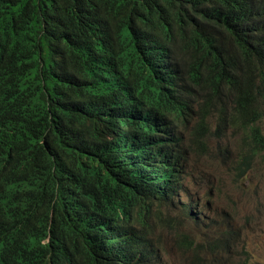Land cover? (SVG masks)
I'll list each match as a JSON object with an SVG mask.
<instances>
[{
  "label": "trees",
  "instance_id": "trees-1",
  "mask_svg": "<svg viewBox=\"0 0 264 264\" xmlns=\"http://www.w3.org/2000/svg\"><path fill=\"white\" fill-rule=\"evenodd\" d=\"M228 105L245 175L264 0H0V264H158L147 214Z\"/></svg>",
  "mask_w": 264,
  "mask_h": 264
},
{
  "label": "rangeland",
  "instance_id": "rangeland-1",
  "mask_svg": "<svg viewBox=\"0 0 264 264\" xmlns=\"http://www.w3.org/2000/svg\"><path fill=\"white\" fill-rule=\"evenodd\" d=\"M230 113L215 111L203 141L188 140L181 199L152 210L158 264H264V151L241 175L238 161L248 146ZM190 201L203 208L198 222L187 214Z\"/></svg>",
  "mask_w": 264,
  "mask_h": 264
},
{
  "label": "clouds",
  "instance_id": "clouds-1",
  "mask_svg": "<svg viewBox=\"0 0 264 264\" xmlns=\"http://www.w3.org/2000/svg\"><path fill=\"white\" fill-rule=\"evenodd\" d=\"M230 108V110H231V113H230V117H232L233 118V116H234V110H233V108H232V106L231 105H228L227 107H226V109L227 108ZM222 109H224V108H222ZM222 109H221V107H217V108H215L213 111H212V113H211V115L210 116H212L213 115V113L215 112V111H217V110H219L220 112H223L222 111ZM223 113H225V112H223ZM191 131V132H190ZM186 139H185V142H184V144H183V147H185L186 145H189L188 144V140L189 139H195V138H197V136L195 135V134H193L192 133V129H186ZM183 153H184V151H183ZM184 155H185V153H184ZM186 157V156H185ZM182 168H183V172H182V179H181V181H180V183H179V186L177 187V189H176V191H175V194H173V193H171L172 195H168V197L170 198V199H172V198H177V199H181V196H180V192H181V190L183 189V186H184V178H185V174H186V167H183V165H182ZM118 173L120 174V172H119V170H118ZM120 177H122V175L120 174ZM122 179H124L123 177H122ZM126 182V181H125ZM127 183H129L130 184V182H128L127 181ZM183 202L185 203V201L183 200ZM192 203H194V204H196V203H198V202H196V201H190L189 202V205L186 207V211H187V214H188V211H190V205L192 204ZM193 206V205H192ZM199 206H200V208H202V206L199 204ZM193 208V207H192ZM197 206H194V212H197ZM153 209H154V207H153ZM152 209V210H153ZM203 209V208H202ZM151 213H152V211L150 212V213H148L147 214V219H148V221H149V223H150V225L153 227V230H154V224H153V222H152V218H151ZM188 216L190 217V219H191V216H190V214H188ZM199 217H200V214H199ZM193 222H198V221H193ZM154 234H155V232H154ZM155 239H156V237H155Z\"/></svg>",
  "mask_w": 264,
  "mask_h": 264
},
{
  "label": "bare ground",
  "instance_id": "bare-ground-1",
  "mask_svg": "<svg viewBox=\"0 0 264 264\" xmlns=\"http://www.w3.org/2000/svg\"><path fill=\"white\" fill-rule=\"evenodd\" d=\"M239 128V127H238ZM250 173V172H249ZM128 176H130L131 177V171H130V174L128 175ZM217 247V246H216ZM215 249V248H214ZM214 249H212V250H214ZM195 261V260H194ZM192 263V262H191Z\"/></svg>",
  "mask_w": 264,
  "mask_h": 264
}]
</instances>
